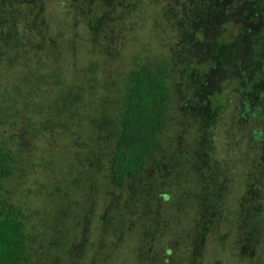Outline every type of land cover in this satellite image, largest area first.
<instances>
[{"label": "rangeland", "instance_id": "obj_1", "mask_svg": "<svg viewBox=\"0 0 264 264\" xmlns=\"http://www.w3.org/2000/svg\"><path fill=\"white\" fill-rule=\"evenodd\" d=\"M9 1L0 0V96L2 90H8L14 96L9 104H18L21 116L14 125L0 124V135L18 151L20 163L4 179L2 194L22 206L29 215L26 226L42 238L34 253L38 254L41 245L47 248L46 255L33 264H264V227H244L242 236L237 234L241 231L244 216L240 210L245 198L259 199L258 209H264V163L255 138L263 114L260 109L255 116L250 115L256 108L251 106H260L257 96L240 94L237 89L246 86L248 90H264V82L254 74L264 78V52L256 60L260 69L252 72L259 83L252 86V77L246 79L251 75L246 66L255 60L248 55L253 51L256 56L262 50L259 46H264V0H219L226 6H220L226 10L225 20L222 18L219 25L214 15L212 30L201 37L202 44H192L188 49L193 63H179L183 74L190 73L192 67L196 74L181 75L178 69L172 73L166 123L159 136L160 153L154 155L156 159L151 160L136 187L130 181L121 185L108 182L107 160L102 152L109 148L111 135L90 123L84 114L87 106L74 110L70 118L71 110L47 104L69 92L67 85L76 92L77 84L81 86V98L88 104L98 99V93L106 92L105 106L113 109L111 81L130 66L134 55L171 58L178 50L172 46L188 42L189 32L176 27L180 4L186 9L183 3L191 0H79L85 10L76 9L78 0H12L19 2L13 5L7 4ZM213 1L215 4L208 5L210 10H216L217 2ZM114 4L115 10H109L108 6L114 8ZM252 6L255 9L249 15ZM94 19L97 23L93 27ZM246 25L259 32L260 41L255 40L250 47L244 34H237ZM214 29V38L219 34L225 40L236 39L226 47H219V41H215L216 58L206 45V37L209 34L212 38ZM179 31H183L180 37ZM241 72L246 84L239 81ZM39 74L44 78L40 85L46 93L41 101L39 90L30 92L34 75ZM37 87L35 84L33 88ZM56 88L65 91H54ZM185 94L204 104L193 100L188 102L190 109L183 107ZM210 104L218 105L213 114L207 109ZM40 121L46 127L39 126ZM204 134L210 139L206 147L209 154L201 158L191 155ZM188 154L190 162L185 161L184 167L188 172L174 182V172H184L181 162ZM163 160L165 164L160 163ZM155 161L159 166L153 164ZM255 178L260 184L249 187L247 182ZM169 179L174 181L167 185L160 182ZM211 179L219 181L224 203L214 197ZM153 181L159 182L160 190L153 189ZM193 192L200 203L197 224L205 225L203 216L208 209L213 210L211 204L222 203L226 208L214 211V218L225 219L222 226L211 222L203 234L201 227L196 230V224L188 222L192 202L186 207L177 203ZM159 193L162 202L148 200ZM195 202L197 199H193ZM245 205L249 215L253 204ZM112 215L119 228L116 233H112V222L108 221ZM259 217L264 218V213ZM229 223L234 224V233L226 230ZM49 234L54 238H48ZM188 240L196 242V247ZM183 243L191 248L188 250ZM183 253L192 256L190 262H179ZM58 254L60 257H55Z\"/></svg>", "mask_w": 264, "mask_h": 264}, {"label": "trees", "instance_id": "obj_2", "mask_svg": "<svg viewBox=\"0 0 264 264\" xmlns=\"http://www.w3.org/2000/svg\"><path fill=\"white\" fill-rule=\"evenodd\" d=\"M93 1L94 0H92V2ZM212 1L213 0H191L189 2L183 3V5H186L187 8L184 9L182 6L183 10L179 12L178 16H180V18L177 21L178 25L176 28L177 30L182 29L184 32L185 31L189 32V34L187 35L189 36L188 37L189 40L188 42L185 43V45L184 43H182V41H180L177 47L174 46L171 47V49L174 50L178 49L176 50V55H174L171 58L164 56L160 57L156 55H149L147 53L136 54L133 56L134 58L130 66L126 68L124 71H122L118 77L114 78L111 81L113 85V91L110 92L111 93L110 95L112 97L111 98L113 102L112 104H114L113 109H108L105 106L106 96L104 95H106V92L104 93V95L103 92L98 93V99L88 104V101L86 102L85 98H81V92L78 91L79 88H81V86L77 84H76V92L73 91L71 85H67L66 89L70 88L69 92L61 93V95L58 96V100L56 102H52L49 99L50 103L47 104L49 107L71 110V112L69 113V115L71 114L70 118L74 117V110L81 111V109L79 108L80 106H87V110L85 109L86 107H84L85 112L84 111L83 112L90 119V123L94 122L96 125L101 126L108 134L111 135L109 148L106 151L102 152V155L107 160L106 176L108 182L113 183L115 185H121L125 181H130L135 187L139 186L136 183L139 182L143 173L150 168V162H152L151 160L156 159L154 158V155H156V153L160 151L161 146L159 144V136L163 127L165 126L167 113H168V99L171 89L170 78L172 76V73L176 69H178V72L180 71L181 75L183 74L182 71L184 68L182 67L181 64H179L180 62H182V60L186 62H190L191 64L193 63L190 57L192 52L190 53L188 49L192 47V44L197 45L201 43L203 41L201 37L204 36V33L205 32L207 33V31L212 30L210 29V25L212 24L211 22L214 15L218 17L219 23L217 24H220V22L223 21L224 19L223 17L226 15V10L221 9V7L225 8L226 6L219 4V0H215L217 2V6H214V9L216 10L208 9V5L214 3V1L213 2ZM14 3H19V2H14L10 0L7 4L13 5ZM77 5H76L77 10H85V8L81 5V2H79V0ZM99 5L100 7L104 8L102 4ZM115 5L116 4H114V8L108 6L109 10H115ZM102 8L100 9L104 10ZM251 8L252 10H249L248 14L250 12H253V10L255 9L254 6H252ZM90 9L94 10L92 7ZM1 13L7 14L3 10H1ZM112 13H115V11H112ZM251 15H253V13ZM96 23L97 20L94 19L92 22V26L93 27L96 26ZM183 31L181 32L179 31L177 36L180 37ZM249 31L252 33H249ZM239 32L243 33L244 36L247 38L246 39L247 47L252 46L253 42H255L254 39H257L259 36L258 30L257 31L250 30L248 26L240 28L237 34ZM215 35H216V30L214 31V34H212V38H209V34H208V38L206 37L207 39L206 45L208 48L212 46L211 49L213 50L214 57L216 58L218 56L217 54L218 49L217 47L214 46L216 45L214 44L215 41L216 42L219 41L218 42L219 47H224V46L226 47L230 43L234 42L236 39L233 38L232 40L231 39L225 40L223 38V35H220L219 37V34L217 35L216 38H214ZM210 42H212L211 43L212 45L209 44ZM259 47H261L262 49L260 51V54H262L264 52V46L260 45ZM211 49L209 50L210 52H212ZM250 54L251 56H254L253 51ZM257 57L258 55L255 58ZM174 60H176L177 62L176 61L174 62ZM53 73H57L55 75H58V71H54ZM50 74H52V71L51 73H49V75ZM188 74L195 75L196 74L195 69H193L192 67L191 72ZM188 74H183V75H188ZM54 77L57 78V76ZM259 78L264 82V78H262L260 75ZM42 79L44 78L41 77V74L34 75V84L33 83L32 84L34 86L35 84L39 85V87L33 88L34 86H30V92L32 91L35 93L39 90L40 94L37 97L40 99V101L46 98V93L43 92L40 85L41 83L40 81H42ZM197 81L198 80L196 79V82ZM200 82L201 84H204L203 81L200 80ZM256 83H259V80H257ZM53 90L58 92H63L65 91V88L63 89L56 88ZM2 91L3 92L0 96V124L5 125L6 123H10L11 125H14L15 123H17L16 122L17 119L20 118L21 116L20 108L18 104L15 103L9 104L10 102H13L14 96L11 95L8 92V90L7 91L2 90ZM262 93H264V90L260 92V94ZM191 96L192 95L190 94L184 95L185 99L182 103L183 107L190 109L191 108L190 103L193 102L192 100H194V102L196 103L198 102V104L200 103L204 104V102L202 101L201 102L197 101V98L194 99L193 96L190 100L189 97ZM259 96H257L258 98L257 100L260 105L258 107H261V112L263 114L260 122L261 126L258 132V136H260L259 150H260V159L264 163V98L261 99L259 98ZM205 97L207 98L206 94ZM207 101L209 102L208 99ZM56 103L60 104V106L59 107L55 106ZM29 105L31 107H34V104H29L28 102V106ZM39 105L41 106L42 104ZM28 106H26L25 108L31 110V108ZM211 106L213 108H211ZM207 109L210 110V112H212L211 114H213L218 109V105L210 104V106H208ZM10 117L12 118L11 121H9ZM47 122L50 125L51 120L47 119ZM43 123L44 122L39 123V126L43 125L44 127H46V125ZM58 123L61 124L62 121ZM205 134H204V138L201 137L202 143H200L196 147V149H193L191 151V155L193 156L200 155L201 158V155H204L205 153L206 155L209 154L207 153L209 151L208 149H206V147L210 139L209 136ZM88 138L92 139L90 135H88ZM196 139H199V137H196ZM161 151H163V149ZM207 157L208 156H206V158ZM163 158L167 159V157L165 156H163ZM197 159L198 158L196 157V160ZM187 160L190 162L189 154H188V158H185L181 162V166H182L181 168L183 169L184 172L181 174L177 171L174 172L175 181L169 179L167 181L160 180V182L164 185H167L172 181L178 182L182 174L188 172L184 169V167L187 168L185 163V161ZM19 163L20 161H19L18 151H16L13 146H10L8 139H5L4 135H0V264H33L34 262L37 263V261L39 260V258H41V256L46 255V251H47L45 250L47 248H44L41 245V250L38 251V254L34 253L37 251L36 243L42 241V238H39L38 236L33 234L26 226V219L29 215H27V213L22 208V206L19 203L11 201L8 197L2 194V190H4V186H3L4 179L7 178L10 174H12L15 168L19 167ZM160 163L165 164L166 161L163 160ZM153 164H155V166H159V161L158 162L155 161V163L153 162ZM97 165L99 166L100 164L97 163ZM211 181L214 180L211 179ZM155 182L156 181H153L151 183V186L155 185L153 189L160 190L161 186L159 185V182L158 183ZM218 182L219 181L217 180L213 182L212 187L213 188L215 187L214 188L215 191H213V194L216 200L219 198L223 200L221 197V193L218 191V185H219ZM259 182L260 180H256L255 178V181L252 179L248 181L247 185L253 188L255 185L257 184L259 185L260 184ZM178 184H180V182ZM159 195L158 194L150 195V199L148 198L147 199L148 200L156 199L158 201L161 198L160 193ZM189 198H192L191 195L188 196V199ZM245 200L249 202L251 199L247 200L245 198ZM247 202L242 203L241 205L242 210H240L241 212L240 214L243 215L244 217L241 221V231L240 233H237L240 236H242L241 234H243L242 232L244 227L255 230L259 228V226L264 227V218L259 217L262 215L260 214L258 207L255 205H251L250 203ZM180 203L181 201H179L177 204ZM245 204L248 205L250 204L251 208L252 207L254 208L252 209L249 215H247V209L249 208ZM201 205L203 209V204ZM243 205L245 207H243ZM224 206L225 204L222 203L211 204L213 210L210 211L208 209L209 212L205 211L204 213L205 216H208L211 213L213 214L212 225H214L215 222L220 225L221 222H225V219H222V217L215 216L214 218V211L216 210L218 211L217 207L223 208ZM147 210L148 207L146 205L145 211ZM113 215L108 217V221L112 222L110 224L112 228V233H116L117 229L119 228L117 227L118 225L116 226L114 224L115 222H113ZM145 215L147 216V213ZM257 222L258 225L256 224ZM233 225L234 224L229 223L226 230L228 232L234 233ZM199 227H201L204 230V233L203 232L202 233L205 234V232L210 229L211 224L206 222L204 226L199 225ZM47 237L54 238V236H52L51 234H49V236ZM191 238L192 237H189V239ZM259 238L260 237H258V239ZM62 244L58 245V247L61 248ZM183 244L186 245L185 243ZM189 244L193 248L196 247L195 246L196 242H192ZM263 246H264V242H263ZM185 247H187L188 250L191 248L189 247L188 244ZM185 247L183 248H184V253L186 254L187 252ZM184 253L181 255V259L179 260V262L184 260H188L190 262V258L192 259V256L190 255L186 256ZM47 255L48 257H50L49 252H47ZM55 257L59 258L60 255L58 254Z\"/></svg>", "mask_w": 264, "mask_h": 264}, {"label": "flooded vegetation", "instance_id": "obj_3", "mask_svg": "<svg viewBox=\"0 0 264 264\" xmlns=\"http://www.w3.org/2000/svg\"><path fill=\"white\" fill-rule=\"evenodd\" d=\"M180 10H183V8H182V5L180 4ZM220 25V24H219ZM214 40V39H213ZM255 40H257V39H254V41ZM210 43H212V42H210ZM209 43V44H210ZM211 45V44H210ZM210 48H212V46L210 47ZM258 52H259V54H256V56L258 55V57L257 58H260V56H261V54H260V51L258 50ZM211 53H213V51L212 52H210V54ZM250 56H251V54H250ZM255 56V55H254ZM254 56H251V57H254ZM255 56V57H256ZM254 57V58H255ZM257 58H255V60L254 61H252V63L251 64H249V65H247L246 66V68L248 69V71H250V77H248V78H246L247 80H250V78L252 77V79H253V83H252V86H255V84H257L256 83V81H254V76L252 75L253 73L252 72H254V71H257V70H259L260 68L258 67V63L256 62V60H257ZM252 64H254L255 66L253 67L252 66ZM257 66V67H256ZM260 66H261V63H260ZM245 66H243L242 68H244ZM254 74H256V76H257V78H259V75L257 74V73H254ZM241 76H240V79H239V81H240V83H243V84H246V79H245V77L243 78V76H245V75H243V72H241V74H240ZM255 76V77H256ZM261 76V75H260ZM262 77V76H261ZM258 80V79H257ZM250 88V87H249ZM237 89H239L240 91H238L240 94L241 93H243V94H254V95H256V96H259V98H261V99H263L264 98V93H262V94H260V91H258L257 89H254V90H248L247 88H246V86H244V87H242V86H238V88ZM258 99V98H257ZM193 101V100H192ZM241 102L243 103V105H244V108L245 107H248L249 105L247 104V102H246V100H244V98H242L241 99ZM209 103V102H208ZM251 107H256L255 108V111H253V112H251V114L249 113V111L247 110V108H245L246 110V113L247 114H250V115H252V116H255V113L257 112L258 113V111L261 109L260 107H258V106H251ZM257 115V114H256ZM260 136H256L255 138H257L259 141H258V143L260 144V138H259ZM259 195V194H258ZM192 198H189V199H186V200H184V199H181L180 201H181V203H180V206H182V207H186L187 205H190V203L192 202V206H191V210H192V214H190V215H188V217L190 218V221H188V222H191V224H192V222H194L195 224H196V230L198 229V227H199V225L200 224H197L198 222H197V220H196V215H197V213H199V211L197 212V206H198V203H199V201H198V198H197V193H192V196H191ZM193 199H197V202H195L194 204H193ZM247 201H245V202H243V203H246ZM250 204H253V205H255V206H257L258 207V204H259V199H251L250 201ZM200 204V203H199ZM259 210V209H258ZM204 209L202 210V212L204 213ZM260 211V210H259ZM207 212V211H206ZM263 212H264V209L263 210H261L260 211V214L261 215H263ZM212 217H213V214L211 213L210 215H208V216H203V221H205V223L207 222V223H211L212 222ZM192 218H195V220L193 221V219ZM193 225V224H192ZM191 228H192V226H191ZM195 228H192V232H195L194 231V229ZM203 233H204V230L202 231ZM190 234V233H189ZM190 236L192 237V235L190 234Z\"/></svg>", "mask_w": 264, "mask_h": 264}]
</instances>
